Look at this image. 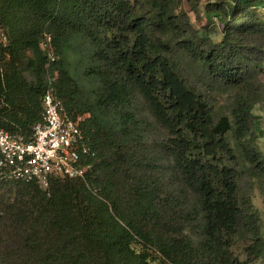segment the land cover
<instances>
[{
	"label": "trees",
	"instance_id": "16d2710c",
	"mask_svg": "<svg viewBox=\"0 0 264 264\" xmlns=\"http://www.w3.org/2000/svg\"><path fill=\"white\" fill-rule=\"evenodd\" d=\"M148 1L149 18L130 0H0L8 40L0 52V130L29 137L54 65L56 96L70 117L88 115L83 130L96 152L87 184L61 178H52L47 190L0 184V264H253L264 258L257 217L238 199L239 174L223 162L237 163L227 139L232 131L251 171L264 170L247 138L256 127L258 95L251 66L264 63V20L257 13L264 0L209 5L225 19L219 43L179 11L180 0ZM43 33L61 57L73 38L80 41L92 100L77 101L79 89L61 60L47 67ZM173 52L199 64L210 87H237L232 123L213 121L204 95L178 75ZM236 241L246 260L234 255Z\"/></svg>",
	"mask_w": 264,
	"mask_h": 264
},
{
	"label": "rangeland",
	"instance_id": "374dc122",
	"mask_svg": "<svg viewBox=\"0 0 264 264\" xmlns=\"http://www.w3.org/2000/svg\"><path fill=\"white\" fill-rule=\"evenodd\" d=\"M230 1L231 0H180L179 11H183L187 14L192 25L199 30L202 35L208 36L215 43H219L226 32L225 19L222 14L212 12L209 5L214 6L222 4L229 6ZM130 4L135 6L138 15L148 18L153 16V11L148 0H130ZM257 13L264 20V11L258 9ZM148 30L151 39L154 40L158 36L157 31L154 30L153 26ZM168 40L171 41L170 36H168ZM170 44L172 45V42H170ZM172 48L174 47L172 46ZM173 54L178 75L186 80L191 88H194L204 95L207 105L210 108V115L213 121L217 122L221 117H228L229 121L232 123V100L233 96L238 93L237 87H210V81L208 80L205 70L199 64L192 62L181 53L173 52ZM83 56L80 41L77 38H73L69 42V46L66 48L63 57L56 54L54 62L61 60L62 67L66 68L68 71L70 83L72 86L79 89L80 95L77 96V101H79V103L82 101L86 104L88 100H92L94 84L91 77H88L85 73L87 70V62H85ZM251 68L253 69L252 81L258 89V95L252 106V114L256 117V127L253 133L247 138L249 142H251L252 147L261 154L264 160V63L261 69H254L253 66H251ZM55 73L58 79V70L54 69V65L50 66L48 77L54 76ZM56 83L57 81L54 86L55 91ZM227 139L237 159V163L234 164L225 159L223 161L224 165L234 168L238 172L237 194L239 202L246 211L257 217L260 237L264 241V170L261 171V173H254L251 171L249 164L243 159L241 149L235 141L232 131L227 134ZM244 143H246V140ZM134 248L138 250L139 246L134 245ZM232 250L234 255L241 261L246 260L244 244L240 241L235 242ZM253 264H264V258L254 261Z\"/></svg>",
	"mask_w": 264,
	"mask_h": 264
},
{
	"label": "built area",
	"instance_id": "2783aa9c",
	"mask_svg": "<svg viewBox=\"0 0 264 264\" xmlns=\"http://www.w3.org/2000/svg\"><path fill=\"white\" fill-rule=\"evenodd\" d=\"M7 43L6 31L0 26V52ZM40 47L48 66L55 61L48 34H42ZM56 79V73L47 78L41 118L31 127L29 137L0 130V184L35 183L47 190L52 178L86 183L96 157L91 137L82 125L88 115L73 118L67 114L56 96Z\"/></svg>",
	"mask_w": 264,
	"mask_h": 264
}]
</instances>
